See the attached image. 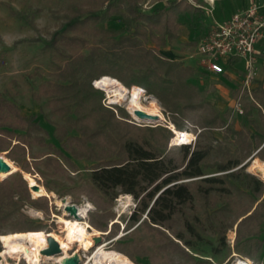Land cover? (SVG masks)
Wrapping results in <instances>:
<instances>
[{
	"label": "trees",
	"instance_id": "obj_1",
	"mask_svg": "<svg viewBox=\"0 0 264 264\" xmlns=\"http://www.w3.org/2000/svg\"><path fill=\"white\" fill-rule=\"evenodd\" d=\"M67 2L72 15L66 29L56 36L68 48L64 54L66 60L56 67L53 80L43 83L39 91L33 93L35 99L48 98L51 112L61 119L62 123L55 128V138L61 148L43 137L34 138L33 132L47 135L48 131L36 115H24L7 91L0 92V152L6 153L21 168L0 181V235L6 233L2 228H9L12 233H25L32 242H39L32 237L39 233L46 235L54 229L53 225L37 221L24 212L29 205L50 216L53 209L45 195L32 197L27 176L39 173L41 163L55 175L64 174L61 158L76 169L65 153L68 152L74 158L92 162L89 178L80 192L96 207V211L89 214L93 227L108 231L111 220V227L117 228L109 232L113 239L119 229L111 210L114 201L120 194L136 199L137 205L129 219L134 224L139 223L138 226L111 242L115 250L132 263L140 264L137 258H148L150 264H174L169 255L178 254L192 264H215L198 259L187 250L194 248L191 239L204 240L205 223L197 213V198L205 204L210 227L218 232L215 254L228 246L227 231L236 225L234 251L258 261L257 256L264 246L260 230L264 224V180L250 173L248 166L256 157L264 161L262 83L253 91L254 102L244 105L243 113L252 118L256 110L263 128H259L252 139L251 129L227 126L226 132L233 137L237 154L223 150L224 160L211 165L221 174L208 176L205 170L213 149L211 145L199 142L181 145L182 162L179 163L159 149L162 138L158 134L164 137L161 131L165 129H141L128 122L130 115L121 108L106 105L105 91L93 85L101 77L110 76L129 89L131 95H135L130 97L139 104H143V93L155 96L180 132H190L199 119L209 130L222 125L224 121L215 111L198 118L204 105L193 80L204 75L203 72L168 57L161 49L178 37L180 16L201 9L191 0H174L168 7L152 12L143 11L140 0ZM6 5L12 17L35 26L27 13ZM87 6L93 9L85 10ZM99 7L104 11L94 12ZM114 15L122 16L125 26L131 27L127 33L115 27L98 28ZM141 22L150 24L155 32L149 34L136 28ZM68 33H89L98 40L84 53L88 41ZM149 41L154 47L147 45ZM55 42L56 39L52 45ZM250 122L255 123L253 119ZM34 145L48 146L51 152L36 155L32 150ZM0 155L2 162L13 167L10 173L17 169L10 159ZM2 162L0 159L1 166ZM2 171L4 177L10 174L6 175L3 166ZM23 171L27 172V180ZM179 215L183 219V230L174 229ZM231 216H234L232 220ZM170 229L178 242L165 232ZM142 231L154 234L156 240L141 239Z\"/></svg>",
	"mask_w": 264,
	"mask_h": 264
},
{
	"label": "rangeland",
	"instance_id": "obj_2",
	"mask_svg": "<svg viewBox=\"0 0 264 264\" xmlns=\"http://www.w3.org/2000/svg\"><path fill=\"white\" fill-rule=\"evenodd\" d=\"M172 1L174 0H140V8L145 12L158 11L168 7ZM191 2L201 10L188 12L187 14L180 16L179 21L181 25L177 31L178 37L170 40L167 46L162 47L161 49L162 51H168L173 59L181 60L188 65L198 66V61L194 60L196 57H194L193 54L200 37L211 25V20L209 21V19H205V16L209 17L210 13L207 14L206 10L202 8L208 6L209 2H206V0H191ZM6 4H10V6L16 11H24L27 13L33 19L35 26L32 27L24 20L12 17ZM217 7L219 10V4H217ZM84 9L89 10L93 8L87 6ZM102 11H104V9L100 7L94 9V12L101 13ZM71 15L72 13L68 7L67 0H0V92L7 91L8 97L15 100L24 115H36L42 126L48 131L47 135L42 132H33L34 138L43 137L46 139V142L54 143L60 148L61 145L55 138V128L58 124H61L62 121L51 112L48 98L43 97L41 99H35L33 93L38 92L43 83L53 80L56 67L59 64H63L66 60L64 54L67 52L68 48H66L58 37L66 29ZM216 17L218 18L217 15ZM218 22L222 21L218 20ZM111 27L122 29L125 33L131 28L125 26L123 23V17L120 15H114L109 21L98 25V28L100 29ZM135 27L141 31H146L149 34L155 32L147 22H141ZM68 34L71 36L77 35L88 41L89 46H86L83 49L84 53H88L90 46H94L95 41L98 40L97 37L95 38L89 33L81 35L74 33ZM56 36L58 37L56 38ZM54 39H56V42L55 45H52ZM98 44L100 45L102 43L99 42ZM147 45L149 47H154L152 41H149ZM252 71L253 76L249 87L245 85L246 75L249 73L245 68V63L237 66V68H226L224 74L213 75L205 73L193 80V83L198 86L204 105V108L198 112V118L208 116L211 111H215L224 121L222 125L209 130L202 126L201 119H199V123L196 124V126H192L193 128L190 131V133L195 136L191 142L192 144L199 142L201 145H211L213 148L211 157L206 162L207 166L205 171L208 176L221 174L216 167L211 165L224 160L222 154L223 150L229 149L234 155L237 154V146L234 143V139L231 134L226 132L227 126L233 127L237 130L242 128L246 130L251 129L253 132L251 135L252 139H254V135L258 133L259 128H263V122L259 119L256 110H254L252 118H247L243 111L241 112V109L243 110L245 104L249 105L254 102L253 91L258 87L259 83H262L264 86V46L258 49ZM106 95L108 94L106 93ZM143 95L144 105L149 106L150 104H153L160 108L163 116L161 120L154 123H142L137 121L131 115L125 104L111 102L108 96L104 103L108 106L112 105L116 109L121 108L125 110L130 115V119H127V121L141 129L149 127H153V129H165V131H161L164 137L158 134V136L162 138L159 149L168 157H174L179 163L182 162V155L180 154L181 146L173 144V139L176 137L173 130H179L175 128L172 130L171 126L174 124L169 117V113L166 112V109L155 96L146 95V93H143ZM250 119H253L255 123L250 122ZM138 132L141 133L140 131ZM75 133L76 132H74V134ZM32 150L34 154L39 156L51 152L48 146L40 147L34 145ZM65 153L71 157V161L76 169H72L71 166L61 158L60 161L66 170L64 174L55 175L53 170H47L41 163L38 164L39 173L32 175V177L27 176L29 184V181L32 178L45 188V196L51 200L50 204L53 205L50 216L45 215L43 211L29 205L25 206L24 212L37 221H41L47 225H53L54 229L51 232L60 239H64L65 236L58 224V220L61 217L70 220L77 219L80 222H87L90 225V231L101 233L100 237H102V241L99 244L95 241V245L89 250L80 251V256L82 258L81 264H95L94 256L99 247L102 246L107 252H115V247H113L111 242L122 235H126L129 231L138 226L139 223L134 224L129 219L130 214L137 205V201L132 195L128 194H120L114 201L111 210L116 215L114 222H117L119 225L116 237L112 239L109 236L111 229H117L114 226L113 228L111 227V220L109 222L110 225L108 231L96 229L89 222V214L96 211V207L84 193L80 192L85 180L89 178V168L91 167L92 162L87 159L74 158L68 152ZM0 154L10 159L6 153L0 152ZM0 159L2 162L1 155ZM10 160L19 170L21 169L15 161L12 159ZM254 161L263 160L258 157L252 159L248 166L249 171H252L251 166ZM2 166L6 171V175L13 170V167H11L8 162H2ZM25 173L27 172L23 171L24 178ZM32 192L33 191H31V193ZM32 197L38 198L39 196L36 197L34 196V193H32ZM64 200L69 202V204H75L77 207H84L87 203H90L92 207H89L85 218L78 219V217L72 215H65ZM196 206L198 208V216L205 223L204 240L197 242L196 240L191 239L194 248H187V250L194 254L198 259H207L215 264H235L237 259L245 260V257L234 251V245L236 242V225L227 231L228 246L221 250L219 254H215L214 251L218 247V232L210 227V220L207 219V209L205 208L204 202L197 198ZM233 218L234 216H231V220ZM174 229L183 230V219L180 215L177 216V224H175ZM260 230L262 232L261 238L264 239V224L260 227ZM2 231L6 233L11 232L9 228H2ZM42 232L47 233L45 231ZM165 232L172 240L178 242L172 229L165 230ZM103 233L105 235H103ZM44 235L45 234L43 233H39L34 235V237H31L42 242L44 241ZM185 235L190 239L188 233ZM139 237L149 242L156 240L154 234L145 231H142ZM150 248L152 249L151 246ZM75 249H77V247L74 245L73 250L69 252H73ZM1 250L2 242L0 239V251ZM169 257L174 264H192L178 254H170ZM247 259L251 260L253 264H264V246L262 252L257 256L258 261H254L251 258ZM7 261L9 264H27L25 259L18 260L16 257L10 256L7 257ZM51 261L53 260L46 259L41 262V264H54V261ZM137 262L140 264H150L148 258H137Z\"/></svg>",
	"mask_w": 264,
	"mask_h": 264
},
{
	"label": "bare ground",
	"instance_id": "obj_3",
	"mask_svg": "<svg viewBox=\"0 0 264 264\" xmlns=\"http://www.w3.org/2000/svg\"><path fill=\"white\" fill-rule=\"evenodd\" d=\"M96 86L105 90L110 98L111 102L123 103L126 105L127 109L130 111L131 115L135 119L141 120L143 114L150 116L151 120L159 121L162 119V113L158 106L150 104L146 106L144 104H139L130 97L131 92L129 89L123 86L121 82L110 76H103L96 80ZM135 95H132V97ZM175 138L173 139V144L184 145L190 143L194 139V135L190 132H180L175 131ZM251 170L254 173L260 175L264 179V161H254L251 166ZM3 178L2 166L0 163V179ZM26 178V177H25ZM30 185L32 187H38L37 190L33 191L34 196L46 195V190L43 186L38 185L34 179H30ZM63 203V202H62ZM69 204L66 201L64 205ZM63 206V205H62ZM89 207H92L90 203H87L84 207H78V219L85 218ZM39 215V214H38ZM65 215L69 213L65 212ZM59 227L64 233V239L58 238L53 232H50L44 236L43 242H32L28 235L19 232L5 233L0 236L2 242V250L0 251V264H9L7 257H16L18 260L25 259L27 264H41L46 259H51L57 263H63L65 259L72 257L74 255H79L80 251L89 250L95 245V241L100 238V232L90 231V225L87 222H80L79 220H70L61 217L58 220ZM48 236L54 237V239L59 243L63 250V253L56 256H48L43 254V250L49 247ZM76 242V243H74ZM74 245L77 247L73 252ZM51 261V262H53ZM95 264H132L129 262L121 253L118 252H107L102 246L99 247L95 256ZM235 264H249L242 259H237Z\"/></svg>",
	"mask_w": 264,
	"mask_h": 264
},
{
	"label": "built area",
	"instance_id": "obj_4",
	"mask_svg": "<svg viewBox=\"0 0 264 264\" xmlns=\"http://www.w3.org/2000/svg\"><path fill=\"white\" fill-rule=\"evenodd\" d=\"M263 36L264 13L258 8H249L233 14L222 22L211 23L200 37L193 56L197 58L199 67L216 75L225 72V64L230 60L234 58L243 60L246 70L249 71L245 79V85L249 87L257 54L256 44ZM171 128L173 130L175 126L172 125ZM80 261L82 262V258ZM244 261L253 264L247 258Z\"/></svg>",
	"mask_w": 264,
	"mask_h": 264
},
{
	"label": "crops",
	"instance_id": "obj_5",
	"mask_svg": "<svg viewBox=\"0 0 264 264\" xmlns=\"http://www.w3.org/2000/svg\"><path fill=\"white\" fill-rule=\"evenodd\" d=\"M206 2H209L208 6H205L202 8L206 10L207 14L210 13V16H209L210 18L205 16V19H209V21L211 20L210 24L218 20L224 21L230 18L233 14L249 9V8H258L262 11V13H264V0H213V2L206 0ZM217 4H219V10H218ZM216 15L218 16V18L216 17ZM263 46H264V36L256 44L257 52H258V49H260ZM163 52L168 57L173 58L172 55H170L168 51L166 52V50H163ZM194 60L197 61V58ZM242 64H244L243 60L234 58L230 60L227 64H225V71H226V68H237V66L242 65ZM193 67L198 68L200 71L203 72V74L205 73L213 74L205 70L202 67H199V66H193ZM213 75H216V74H213Z\"/></svg>",
	"mask_w": 264,
	"mask_h": 264
},
{
	"label": "water",
	"instance_id": "obj_6",
	"mask_svg": "<svg viewBox=\"0 0 264 264\" xmlns=\"http://www.w3.org/2000/svg\"><path fill=\"white\" fill-rule=\"evenodd\" d=\"M95 82L96 81H94V83H93L94 86H96ZM143 91L145 92V90H143ZM136 120L140 121L142 123H154V122H157V121L151 120L150 116L147 115V114H143L141 116V120H138V119H136ZM251 159H252V157L249 160H251ZM18 170L19 169L17 168L16 170L12 171L9 175H7L6 177H3L2 179H0V181L4 180L8 176L14 174ZM249 172L254 174V175H256L257 177L261 178L259 174L254 173L252 171H249ZM262 180H264V179H262ZM29 187H30L31 191H35V190L38 189V187H32L30 184H29ZM65 203H66V201L64 200V204ZM64 208H65V212L69 213L70 215L75 216V217L78 216V207L75 204L64 205ZM103 235H105V234L103 233ZM48 240H49V247L43 250V254L48 255V256H56V255H60V254L63 253L62 248L60 247L59 243L54 239V237L48 236ZM101 241H102V237L98 238L96 240V243L99 244V243H101ZM62 264H81L80 257H79V255H74L72 257H69V258L65 259V261Z\"/></svg>",
	"mask_w": 264,
	"mask_h": 264
}]
</instances>
